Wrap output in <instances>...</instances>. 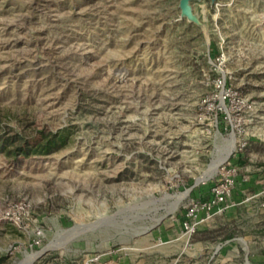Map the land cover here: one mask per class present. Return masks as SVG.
<instances>
[{
  "label": "rangeland",
  "instance_id": "obj_1",
  "mask_svg": "<svg viewBox=\"0 0 264 264\" xmlns=\"http://www.w3.org/2000/svg\"><path fill=\"white\" fill-rule=\"evenodd\" d=\"M180 3L0 0V138L61 135L0 151V264H264V0ZM232 134L234 205L187 233Z\"/></svg>",
  "mask_w": 264,
  "mask_h": 264
},
{
  "label": "built area",
  "instance_id": "obj_2",
  "mask_svg": "<svg viewBox=\"0 0 264 264\" xmlns=\"http://www.w3.org/2000/svg\"><path fill=\"white\" fill-rule=\"evenodd\" d=\"M237 142V141H236ZM237 171L230 161H226L219 177L210 189V198L198 200L184 215L183 227L187 233L194 234L200 222L211 218L215 213L221 214L234 205L229 203L231 193L235 188ZM264 207V204L262 205ZM204 212V219H199V212Z\"/></svg>",
  "mask_w": 264,
  "mask_h": 264
},
{
  "label": "trees",
  "instance_id": "obj_3",
  "mask_svg": "<svg viewBox=\"0 0 264 264\" xmlns=\"http://www.w3.org/2000/svg\"><path fill=\"white\" fill-rule=\"evenodd\" d=\"M58 140H61L60 133L50 134L46 142H36L35 144L23 141L19 137L0 138V151L13 158L17 157L19 153H22L25 157L32 154H48L57 146Z\"/></svg>",
  "mask_w": 264,
  "mask_h": 264
},
{
  "label": "crops",
  "instance_id": "obj_4",
  "mask_svg": "<svg viewBox=\"0 0 264 264\" xmlns=\"http://www.w3.org/2000/svg\"><path fill=\"white\" fill-rule=\"evenodd\" d=\"M243 162V161H242ZM241 163V162H240ZM244 173H248V183L247 186H249V188L251 189L252 193H255V195L260 194V192L264 189V180L261 178H264V170L261 168H256L255 166H249L247 168H245ZM245 175H243L244 177ZM243 182H246L245 179H242ZM240 183H237V185H239ZM244 194V192L242 193ZM206 198L208 199L210 198L211 194H210V189H208L206 191Z\"/></svg>",
  "mask_w": 264,
  "mask_h": 264
},
{
  "label": "bare ground",
  "instance_id": "obj_5",
  "mask_svg": "<svg viewBox=\"0 0 264 264\" xmlns=\"http://www.w3.org/2000/svg\"><path fill=\"white\" fill-rule=\"evenodd\" d=\"M235 144H236V139H235V137H234V135L232 134V136H230V138H229V146H228V148H227V150H226V152H225V155H224V158H223V160L220 162V161H218V162H214L211 166H210V168H209V170L205 173V175L204 176H212L213 174H215V172L217 171V169H218V166H219V164L220 163H224L225 161H227V159H228V156L230 155V153L232 152V150H234V148H235ZM175 207H176V205H175ZM175 207H174V209H175ZM52 247V246H51ZM50 247V248H51ZM30 260L31 259H28V263L30 262Z\"/></svg>",
  "mask_w": 264,
  "mask_h": 264
},
{
  "label": "water",
  "instance_id": "obj_6",
  "mask_svg": "<svg viewBox=\"0 0 264 264\" xmlns=\"http://www.w3.org/2000/svg\"><path fill=\"white\" fill-rule=\"evenodd\" d=\"M193 1V0H181V9L183 10V15H188L190 16V12H189V3ZM191 17V16H190ZM155 226H152L151 228H149L147 231H150L154 228Z\"/></svg>",
  "mask_w": 264,
  "mask_h": 264
}]
</instances>
